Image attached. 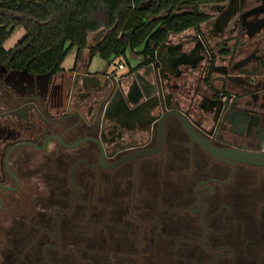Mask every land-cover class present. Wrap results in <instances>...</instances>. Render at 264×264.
<instances>
[{
	"label": "flooded vegetation",
	"instance_id": "1",
	"mask_svg": "<svg viewBox=\"0 0 264 264\" xmlns=\"http://www.w3.org/2000/svg\"><path fill=\"white\" fill-rule=\"evenodd\" d=\"M203 12L152 61L0 64V264H264V165L202 144L264 155V0Z\"/></svg>",
	"mask_w": 264,
	"mask_h": 264
},
{
	"label": "trees",
	"instance_id": "2",
	"mask_svg": "<svg viewBox=\"0 0 264 264\" xmlns=\"http://www.w3.org/2000/svg\"><path fill=\"white\" fill-rule=\"evenodd\" d=\"M220 0H0V64L33 75L63 71L76 49L75 67L89 48L111 63L127 51L155 58L171 34L198 28L208 19L204 5ZM17 27L25 36L10 50L4 47Z\"/></svg>",
	"mask_w": 264,
	"mask_h": 264
},
{
	"label": "rangeland",
	"instance_id": "3",
	"mask_svg": "<svg viewBox=\"0 0 264 264\" xmlns=\"http://www.w3.org/2000/svg\"><path fill=\"white\" fill-rule=\"evenodd\" d=\"M191 32V30L189 31H186L185 33H181L179 35H174L172 36L171 38L174 40V41H178L180 38L183 39L184 38V35ZM26 34V31L23 27H17L15 29V31L13 32V34L11 35V37L5 42L4 44V47L6 49H10L12 48L13 46H15ZM97 35L98 33H92L89 37V47L93 46L96 44V38H97ZM75 50H73L66 58V60L64 61V67L68 68V67H71L73 66L74 62H75ZM127 59L128 61L131 63V64H136V62L138 61V58L135 54L132 53L131 50H128L127 51ZM124 59V58H122ZM126 59H124L125 61ZM126 62V61H125ZM118 63V61H117ZM108 65V62L101 59L100 57L98 56H95L92 60V66L97 68V69H105ZM115 64H112L110 66V69H115ZM125 70L124 69H119L118 72L119 73H122L124 72Z\"/></svg>",
	"mask_w": 264,
	"mask_h": 264
},
{
	"label": "water",
	"instance_id": "4",
	"mask_svg": "<svg viewBox=\"0 0 264 264\" xmlns=\"http://www.w3.org/2000/svg\"><path fill=\"white\" fill-rule=\"evenodd\" d=\"M213 4L210 5H204L202 7V9L207 10L209 9ZM166 45V42L163 43L162 45H160L157 49V55L160 52V49ZM196 61V59H195ZM82 84L88 85V82L86 81V79H82ZM90 86V85H89ZM143 90V88H142ZM182 119L184 121V123L186 124L187 129L192 133L193 135V131L190 128V122L188 121V119L186 117H184V115H182ZM204 145V147L206 149H208L209 151H211L214 154H218L221 156H225L227 158L242 162V163H247V164H255V165H264V155L263 154H255V153H250V152H242V151H235V150H217L216 148L210 146L209 144H205L202 143Z\"/></svg>",
	"mask_w": 264,
	"mask_h": 264
},
{
	"label": "crops",
	"instance_id": "5",
	"mask_svg": "<svg viewBox=\"0 0 264 264\" xmlns=\"http://www.w3.org/2000/svg\"><path fill=\"white\" fill-rule=\"evenodd\" d=\"M171 36H172V34H171ZM89 48H90V47H89ZM89 48L86 49L85 52L83 53L82 58H81V60L79 61V64H78V65L84 66V65L86 64V62L89 61ZM74 50H75V52H76V54H75V60H76L77 51H76V49H74ZM132 53L136 55V53H134V52H132ZM136 56H137L138 59H140V57H141V56H139V55H136ZM92 60H93V59H92ZM92 60H91V62H90V64H91V69H92V70H101V69H97V68H95V67L92 66ZM117 61H118V62H121V61H124V60H123V59H117ZM74 66H75V62H74V64H73V66L68 67V68L64 67V63H63V65H62V67H63L64 70H71L72 68H74Z\"/></svg>",
	"mask_w": 264,
	"mask_h": 264
},
{
	"label": "built area",
	"instance_id": "6",
	"mask_svg": "<svg viewBox=\"0 0 264 264\" xmlns=\"http://www.w3.org/2000/svg\"><path fill=\"white\" fill-rule=\"evenodd\" d=\"M116 64L119 65L120 67L123 65V62H118L116 61Z\"/></svg>",
	"mask_w": 264,
	"mask_h": 264
}]
</instances>
